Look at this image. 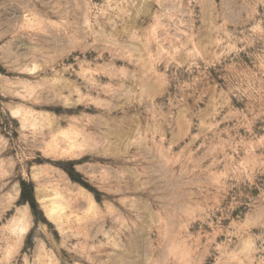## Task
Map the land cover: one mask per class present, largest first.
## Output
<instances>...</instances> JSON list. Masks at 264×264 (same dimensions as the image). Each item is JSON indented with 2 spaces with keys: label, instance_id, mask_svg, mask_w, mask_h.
I'll return each instance as SVG.
<instances>
[{
  "label": "rangeland",
  "instance_id": "obj_1",
  "mask_svg": "<svg viewBox=\"0 0 264 264\" xmlns=\"http://www.w3.org/2000/svg\"><path fill=\"white\" fill-rule=\"evenodd\" d=\"M0 264H264V0H0Z\"/></svg>",
  "mask_w": 264,
  "mask_h": 264
},
{
  "label": "bare ground",
  "instance_id": "obj_2",
  "mask_svg": "<svg viewBox=\"0 0 264 264\" xmlns=\"http://www.w3.org/2000/svg\"><path fill=\"white\" fill-rule=\"evenodd\" d=\"M57 208H58V207H57ZM54 211H55V212L57 211V209H56V207H55V206H54V208H53V210H52V214H54V213H55ZM53 212H54V213H53ZM57 214H58V212H56V214H55V215H57ZM55 215H54V216H55ZM55 217H56V216H55ZM57 217H58V215H57ZM58 219H60V220H61V216H59V217H58Z\"/></svg>",
  "mask_w": 264,
  "mask_h": 264
}]
</instances>
